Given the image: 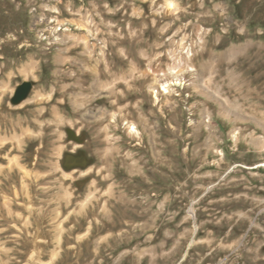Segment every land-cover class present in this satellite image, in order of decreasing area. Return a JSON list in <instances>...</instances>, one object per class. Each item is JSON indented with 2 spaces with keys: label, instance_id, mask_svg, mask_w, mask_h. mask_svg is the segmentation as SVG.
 Returning <instances> with one entry per match:
<instances>
[{
  "label": "rangeland",
  "instance_id": "rangeland-1",
  "mask_svg": "<svg viewBox=\"0 0 264 264\" xmlns=\"http://www.w3.org/2000/svg\"><path fill=\"white\" fill-rule=\"evenodd\" d=\"M0 264H264V0H0Z\"/></svg>",
  "mask_w": 264,
  "mask_h": 264
},
{
  "label": "bare ground",
  "instance_id": "bare-ground-1",
  "mask_svg": "<svg viewBox=\"0 0 264 264\" xmlns=\"http://www.w3.org/2000/svg\"><path fill=\"white\" fill-rule=\"evenodd\" d=\"M173 3H174L173 1H170L169 5L172 7ZM172 73H174V75H175V76H173L174 78L172 80H168V78L165 79V77H162V76H161L162 78L161 77H157L156 78V84H159L161 82L160 80L164 81L163 83H160L158 89H157V87L153 88L154 89L153 90V94H154V96L157 99H159V93L160 92H162V93H172L173 92V86H175V85H184L185 84V82L183 80V77L180 76V74H177L175 71L171 72V74ZM130 128L132 130H134V132L136 131V126H134V124L133 125L130 124Z\"/></svg>",
  "mask_w": 264,
  "mask_h": 264
}]
</instances>
